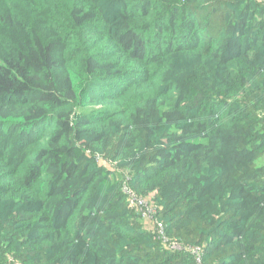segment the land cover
Here are the masks:
<instances>
[{
	"label": "trees",
	"instance_id": "16d2710c",
	"mask_svg": "<svg viewBox=\"0 0 264 264\" xmlns=\"http://www.w3.org/2000/svg\"><path fill=\"white\" fill-rule=\"evenodd\" d=\"M0 264H264V0H0Z\"/></svg>",
	"mask_w": 264,
	"mask_h": 264
},
{
	"label": "rangeland",
	"instance_id": "374dc122",
	"mask_svg": "<svg viewBox=\"0 0 264 264\" xmlns=\"http://www.w3.org/2000/svg\"><path fill=\"white\" fill-rule=\"evenodd\" d=\"M143 219H144V220H146V219H147V216H146V214H143ZM150 220H151V219H148V220H147V223H149V222H150Z\"/></svg>",
	"mask_w": 264,
	"mask_h": 264
},
{
	"label": "built area",
	"instance_id": "2783aa9c",
	"mask_svg": "<svg viewBox=\"0 0 264 264\" xmlns=\"http://www.w3.org/2000/svg\"><path fill=\"white\" fill-rule=\"evenodd\" d=\"M147 215H148V213H146ZM148 217H149V215H148Z\"/></svg>",
	"mask_w": 264,
	"mask_h": 264
}]
</instances>
